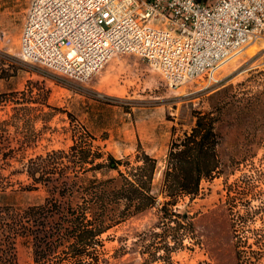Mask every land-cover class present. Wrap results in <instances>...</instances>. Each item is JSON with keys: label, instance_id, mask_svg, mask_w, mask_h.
<instances>
[{"label": "rangeland", "instance_id": "1", "mask_svg": "<svg viewBox=\"0 0 264 264\" xmlns=\"http://www.w3.org/2000/svg\"><path fill=\"white\" fill-rule=\"evenodd\" d=\"M27 2L0 0V204L42 202L48 186L32 184L29 159L66 151L86 131L104 156L133 162L140 143L157 159L158 202L103 234L104 264H264V30L221 66L215 83L170 85L132 53L115 54L90 78L74 80L19 56ZM195 110L216 116L219 169L195 195L168 204L165 217L161 171L172 129L175 136L189 130ZM77 174L82 182L117 170ZM123 207L116 204V212ZM15 250L14 264L32 263L28 236L16 238Z\"/></svg>", "mask_w": 264, "mask_h": 264}, {"label": "built area", "instance_id": "2", "mask_svg": "<svg viewBox=\"0 0 264 264\" xmlns=\"http://www.w3.org/2000/svg\"><path fill=\"white\" fill-rule=\"evenodd\" d=\"M262 30L264 0H28L19 56L86 80L132 53L170 85L210 84Z\"/></svg>", "mask_w": 264, "mask_h": 264}, {"label": "trees", "instance_id": "3", "mask_svg": "<svg viewBox=\"0 0 264 264\" xmlns=\"http://www.w3.org/2000/svg\"><path fill=\"white\" fill-rule=\"evenodd\" d=\"M5 95L0 93V103ZM193 116V125L181 135L175 136L172 129L161 171V192L167 199L160 203L159 212L162 208L165 217L170 214L168 204H175L182 195H195L200 181L219 169L216 116L199 110ZM90 137L86 131L73 137L66 151L52 150L29 159L27 173L32 184H46L48 195L25 207L0 204V264L15 263L18 236L31 240V264H104L103 234L120 220L157 204L152 192L157 159L140 143L133 162L111 153L104 156L92 148ZM63 159L68 164L60 166ZM69 164L72 168L66 171ZM79 168L81 172L115 169L117 175L79 182ZM121 201L124 207L116 212L115 205Z\"/></svg>", "mask_w": 264, "mask_h": 264}, {"label": "crops", "instance_id": "4", "mask_svg": "<svg viewBox=\"0 0 264 264\" xmlns=\"http://www.w3.org/2000/svg\"><path fill=\"white\" fill-rule=\"evenodd\" d=\"M28 3V2H27ZM27 3H26V5H27ZM26 8V7H25ZM25 10V9H24ZM22 21H23V19H22ZM21 27H22V25H21ZM20 32H21V30H20ZM20 36V35H19Z\"/></svg>", "mask_w": 264, "mask_h": 264}]
</instances>
